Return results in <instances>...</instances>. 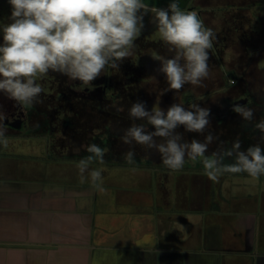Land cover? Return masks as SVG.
<instances>
[{
    "label": "crops",
    "instance_id": "0c3cea01",
    "mask_svg": "<svg viewBox=\"0 0 264 264\" xmlns=\"http://www.w3.org/2000/svg\"><path fill=\"white\" fill-rule=\"evenodd\" d=\"M214 1L178 0L202 19L205 7L217 6L218 18L222 4L233 7V17L251 19L245 30L264 34V0ZM145 2L167 8L169 0ZM151 23L145 15L135 41L159 39ZM146 78L139 71L134 87ZM38 83L41 102L28 111L0 92L8 125V146L0 143V264H264V193L234 188L250 177L225 173L212 182L162 166L153 173L135 164L90 165L102 170L106 192L99 193L78 171L87 139L70 140L72 114L57 109L59 84Z\"/></svg>",
    "mask_w": 264,
    "mask_h": 264
},
{
    "label": "clouds",
    "instance_id": "9594fccd",
    "mask_svg": "<svg viewBox=\"0 0 264 264\" xmlns=\"http://www.w3.org/2000/svg\"><path fill=\"white\" fill-rule=\"evenodd\" d=\"M10 22H0L3 43L0 44V92L14 100L24 111L30 110L44 92L39 80L49 71L66 75L89 86L106 68L118 69V61L134 56L135 40L144 28V16L151 15L156 35L163 42L171 58L151 52L160 61L168 88L177 93L185 84L203 88L210 78L209 50L216 39L215 31L207 27L196 11L181 9L178 0H169L167 8L150 6L145 0H8ZM235 81H233V84ZM163 94V93H161ZM118 111H123L118 108ZM244 121L252 122L254 112L247 104H234L233 109ZM210 109L196 103L186 110L182 104H172L167 111L158 105L146 110L143 102L132 104L129 117L146 123H133L121 137L123 143L155 149L162 165L169 170L184 168L186 162L199 164L205 176L219 182L225 173H246L253 181L264 175V150L259 144L241 150L239 138L230 147L221 141L216 150L208 153L214 136L204 141H185L176 129L203 134L209 126ZM6 115L0 111V143L8 146ZM155 130L148 131V126ZM38 127V125H36ZM264 140V118L253 125ZM90 155L79 159L78 171L90 177L99 193L102 170L91 168L94 161L105 162L107 148L92 143L82 145ZM79 151V149H76ZM135 153L128 151L125 162L136 164ZM231 159L232 163L225 161Z\"/></svg>",
    "mask_w": 264,
    "mask_h": 264
},
{
    "label": "flooded vegetation",
    "instance_id": "af4514ba",
    "mask_svg": "<svg viewBox=\"0 0 264 264\" xmlns=\"http://www.w3.org/2000/svg\"><path fill=\"white\" fill-rule=\"evenodd\" d=\"M10 14L11 6L8 3V0H0V22H10L8 20ZM245 23L246 22L243 20H240L239 22L237 21L234 23V26L232 25L228 28L227 32L225 29V35H223L222 38H224L225 41H230V44L234 45V50H236V53H234L233 57L236 56L237 58L235 57L233 59L235 66L232 68V70L236 71V64H239L240 68L246 65L251 67V64H256V67L257 65L260 67L259 72L256 71L257 69L255 67V70L253 69L251 74H249L247 72V68H245L244 77L237 80L235 79L236 76L233 75V81H235V83L229 85L227 88L229 90L234 89L237 93H239L237 88L243 87L244 89L242 94L227 98L225 100V105L224 102H218L217 106L214 107L212 111H210V116L208 117L210 121L209 125L211 126L207 127L203 134L187 132L183 126H180L176 129L178 133L182 134L183 139L188 142L193 139L203 142L205 136L211 133L214 138L217 139H214V142L209 146L208 153L206 154H210L212 151H215L221 141L227 142L225 146L230 147L231 142L235 141L237 138H239L241 142V150H246L249 146L256 144H259L262 150H264V140L261 139V133L258 130H254L253 127L254 123L264 118V41L260 46L253 47V42L250 41L251 38L249 36L254 34V30L249 28L242 33H239L241 30H243ZM236 34H242L239 35L240 41H236ZM219 35V33L216 34V39H218V41L221 40ZM218 41L214 40L213 48L211 49L213 54L216 56L220 55V50L216 46ZM257 53L261 54V57L258 60L255 58ZM250 56L254 57L252 58ZM105 70L107 71L102 72L101 75L94 80L98 86H95L92 90L88 89L89 87H87V90L90 92L85 93V96L82 97L83 93H78L75 91L80 97L75 98L76 102L72 104L74 106L73 109L75 110L74 113H72V116L69 118V124L72 126L73 132L71 134L73 143L75 142V144L80 145L82 144L83 139L86 138L87 145L95 143L101 148H107L108 151L106 152L104 158L112 162H124V155L131 150L135 153V162L139 161L157 164L164 167L162 165L161 155L155 149H145L143 146L135 144V142H133L131 145H128L123 143L121 140L125 130L131 127L133 123H146V121L133 120L129 117V109L132 104L136 102H143L145 104L146 110L151 111L153 106L157 104L156 97L144 95L141 91L137 90L136 87L134 88V86L130 89L125 88L123 92H112L115 82L113 81V76H109L110 68H106ZM54 73L56 78H58L59 85L62 84L60 78L63 79V81H69V78L66 75L58 72ZM258 73H260V75H258ZM119 81L120 80H117V82ZM108 91L112 93L110 96L108 95ZM84 98H87L88 100H85V102L82 103L83 105L81 104L82 106H80L79 110V103L84 101ZM186 98L189 97L186 96ZM96 99L104 106H108L111 103L116 105V107L111 108L115 112L111 113L104 107L98 108L95 106L93 100ZM192 103L193 101H184V99H182L179 104H182L187 110L189 105ZM234 104H247L249 107H251L254 112L253 121L246 122L239 114L235 113L232 110ZM118 108H122L123 111H118ZM160 108L167 111L168 107ZM58 110L60 112V109ZM20 120L22 125L23 119ZM10 124L18 125V119H14ZM93 126L102 127L101 132H95L94 134L90 135L89 133L93 131L90 128ZM154 130L155 129L152 126H148V131ZM116 155H120V160Z\"/></svg>",
    "mask_w": 264,
    "mask_h": 264
},
{
    "label": "rangeland",
    "instance_id": "374dc122",
    "mask_svg": "<svg viewBox=\"0 0 264 264\" xmlns=\"http://www.w3.org/2000/svg\"><path fill=\"white\" fill-rule=\"evenodd\" d=\"M214 2L217 3L218 0H215ZM221 2L224 4H227V2H223V1ZM212 6L205 7L204 8L205 12L203 15L204 19H202L201 17L200 18L204 21L207 27L212 28L216 34L218 33L220 34L219 37L221 38V40L218 41V39H215V41H218L216 43V46L218 47V49L220 48V52H219L220 55L216 56L213 54L212 50H209L208 65H209L211 72H210V78L204 81V83L207 85L206 87L194 88L190 84H185L179 93L175 91H166V92L163 91L169 87L167 80H166V76L164 73L159 71L161 67V63L160 61L154 60L152 58L151 52L155 51L159 55L165 56L167 58H171L173 54L169 53L167 49L163 51L159 50V48L166 47L163 44V42L159 41V39L150 40V38H148L150 36L147 35V36H143L139 38L137 41L134 42L136 45L134 56L125 58L122 61H118V65H119L118 69H115V70L110 69L109 76H113V81L115 82L114 89L112 90V92L118 93L120 91L123 92L125 88L127 89L133 88L134 85H137L135 84L136 82L134 80L136 79V76L138 75V72L140 71L143 77L144 76L147 77L146 78L147 81L141 83L140 87L137 86L136 89L141 91L142 94L144 95L156 97L159 107H163V108L164 107L169 108V106H171L172 104H177V103L179 104L182 101V99H184V101L185 100L193 101V103L198 104L200 107L207 108V109H210V111H212L213 108L217 106L218 102L220 103L224 102V105H225V100L227 98L241 95L244 89L243 87L237 88L239 93H237L236 90L234 89L229 90L227 87L233 84V79H234L233 75L236 76L235 79L237 80L239 78L244 77L245 68H247V72L251 74L252 70L253 69L255 70L256 64L255 65L251 64V67L246 65L241 68L239 67V64H236L237 66L236 71L232 70V68L235 66L234 64L235 62H233V59L236 56L233 57V55L234 53H236V50H234L235 49L234 45H231L230 41H225V39L222 38V36L225 35L224 29H226V32H227L228 28L231 25V24L228 25V23H230L229 21L231 20L233 21L235 19L236 21H240L241 19L245 21L246 23H250L251 19H249L247 16H244V15L242 17H239L240 19L233 17L231 13H228V10L232 11L233 7H229L223 4H222V8H220L221 16L219 18L214 17V13L212 11H217L218 7L214 5ZM244 8L245 7H236L235 10L239 11ZM197 13L200 16L199 12ZM218 15L219 14L217 13V16ZM154 26L155 25H152L151 23L147 25V28L152 29ZM233 26H234V23H233ZM245 28L246 26L244 25L243 30H241L239 33H242L243 31H245ZM239 35H242V34H239ZM239 35L236 34L235 36L236 41H240ZM249 37L251 38L250 41L253 42L252 44L253 47L260 46L261 43L264 41V34L262 35L261 32L255 33ZM250 57L253 58L254 56H250ZM260 57H261L260 53H257V56H255L256 60H258ZM256 69H257L256 71L259 72L260 70L259 65H257ZM258 75H260V73H258ZM43 80H46V84H49V83L51 84L53 83V81L59 84L58 78H56L55 73L52 71H49L48 75L45 78H43ZM60 80L62 84H60L56 88V91L59 90L60 92L59 93L55 92L56 93L55 99H57L58 100L57 102L60 103L57 105V109H60L61 113L63 112L66 114L68 112H71V114L74 113L75 109H73L74 106L72 104L76 102V99H75L76 97L77 98L80 97L79 95L76 94L75 91H77L78 93H83V95L81 94L83 97L86 95L85 93L90 92L89 90H87V87H89L88 89L92 90L95 86H98L97 83H95L94 81H92L93 84L91 82L89 86H83L82 82H80L79 80L69 79V81L67 80L63 81V79L61 78ZM117 80H120V81L117 82ZM137 80L141 81L142 79L138 78ZM46 91H49V89H46ZM111 94L112 93L108 91V95L110 96ZM186 96L189 98H186ZM85 100H88V99L84 98V101L79 103L80 104L79 110H80V106L83 105L82 103H84ZM93 102H94V105L97 106L98 108L104 107L106 110L108 109L109 112L111 113L115 112L111 108L116 107V105L112 103L109 104L108 106L107 105L104 106L101 103H99L97 99L93 100ZM210 126L211 125H209L208 127ZM98 131L100 130L98 129ZM95 132L96 131L93 130L91 134L90 133L89 134L92 135ZM63 139L64 138L61 137L62 142L64 141ZM70 140H72V136ZM66 141L67 140H65V142ZM84 155L88 156L90 155V153L87 152ZM119 156L120 155H118L117 157L120 160ZM104 160L105 162L103 164H100L98 161H94L91 165L108 166L109 164V166H112V164H116V165L121 166V168L127 167L129 165L125 161L124 162L122 161L112 162L110 160H107L106 158H104ZM225 162L232 163L233 161H231V159H228ZM135 163H136L135 166L136 165L140 166V169L151 170L153 173L154 171L152 169L156 168V166L159 167V165L157 164H150V163H144V162H139V161ZM119 166L114 167V168L116 169L120 168ZM177 171H182V172L187 171L188 175L192 177H194L195 175L199 176V175L204 174V170L202 166H200L199 164L193 165L190 162H186L184 168L181 170H177ZM243 174L248 176L246 173H238V174H233L232 179L238 181L242 179V177H244ZM244 181H246V183H244ZM237 185L238 184H236L234 188H239L240 191H252L254 194H260L262 192L264 193V175H262L256 181H253L252 179L243 180V182L239 184L240 186H237Z\"/></svg>",
    "mask_w": 264,
    "mask_h": 264
}]
</instances>
